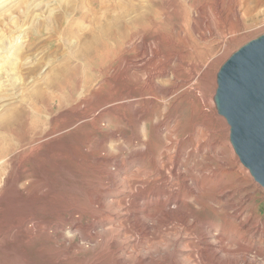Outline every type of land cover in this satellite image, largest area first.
<instances>
[{"label": "bare ground", "instance_id": "6f19581e", "mask_svg": "<svg viewBox=\"0 0 264 264\" xmlns=\"http://www.w3.org/2000/svg\"><path fill=\"white\" fill-rule=\"evenodd\" d=\"M88 1L89 12L77 9L80 18H89L92 23L89 38L75 52L83 62L62 60L52 67L42 91L36 88L28 93L31 110L15 106L0 115V169L4 171V166L10 165L9 174L0 176V202L7 200L17 216L10 233L18 237L20 249L10 263L4 264H264L263 245L255 242L264 240V224L260 219H250L252 215L246 212L254 196L244 189L237 193L244 180L257 186L229 149L226 125L214 112L213 96L210 99L206 90L209 64L204 62L205 57L195 60L212 30L199 32L192 22L198 38L192 37V43L185 44L186 54L169 51L162 61L153 45L157 36L152 34L158 30L156 19L164 14L161 0H127L124 5L114 2L113 11L103 0ZM214 2L215 12L225 11L223 0ZM93 4L104 9L100 15L91 9ZM228 9L237 22L244 24L264 19V0H230ZM139 29L148 34L139 36ZM124 44V85L118 96L99 99L97 107L87 110V95L104 84H97V79L94 82L91 77L95 70L100 75L105 73L95 67L93 59L97 55L109 56L114 47ZM134 44H138L137 48ZM175 66L186 71L185 75ZM45 89L49 92L45 93ZM189 93L191 109L185 113L173 109L174 102ZM59 95L76 100L74 119L67 128L79 122L95 130L85 142L82 137L78 150L70 148L66 154H59L60 159H68L67 172L73 173L76 166L84 163L86 168L48 183L39 180L34 185L33 179L21 183L19 172H25L26 163L34 154H42L46 143L56 135L53 125L44 119L42 108L47 109L49 103L60 99ZM120 106L126 112H118ZM213 118L225 132L222 139L209 128L207 121ZM223 147L228 149V157L216 160L212 154L221 155ZM124 149L127 153L122 156L120 151ZM97 169L102 176H95ZM229 173L242 176L235 178L236 182L225 180ZM177 181L182 183L181 189L174 188ZM49 187L57 192H49ZM14 193L21 195L18 200H12ZM152 202L162 207L149 210L147 206ZM24 204L31 211L21 210ZM151 212L163 222V243L155 244L147 238L153 224L138 223ZM78 214L87 221L76 222L74 216ZM54 216L58 217L55 226H47L44 231L52 229L57 239L44 236L45 249L31 257L24 254L21 249L31 231L29 224L50 226ZM129 219L137 222L128 227ZM99 228L100 232L114 235L99 239Z\"/></svg>", "mask_w": 264, "mask_h": 264}, {"label": "rangeland", "instance_id": "374dc122", "mask_svg": "<svg viewBox=\"0 0 264 264\" xmlns=\"http://www.w3.org/2000/svg\"><path fill=\"white\" fill-rule=\"evenodd\" d=\"M125 1L127 0H103V2H105L109 6L108 8L111 11L114 10V7L112 6L114 2H119L118 4L122 3L121 5H124ZM160 3H162V5H164L165 7V10L163 12L164 14L160 18L156 19L158 30L152 33L153 36H157V40L153 42V45H155L154 47H156L160 52V56H158L160 60L163 61L165 59V54L169 51L174 54L177 52H182L184 55L186 54L185 44L190 43L192 37L198 38V33H196L193 29L192 22L199 32L204 31L203 29L205 28H210L212 30V37H208L207 44H204V47L201 49L200 55L198 57H195V60L198 61L205 57L204 62H207L209 64L210 68L207 69V76L208 80H210L208 81L209 84H206V90L207 88L209 89L207 90V92L210 93L211 99V97L214 96L215 93L216 73L220 65L239 46H241L243 43L253 38L254 36L264 32V19L254 24H244L241 20L237 22V19L232 17L230 12L228 11L230 0H223L222 5L225 11L221 12L220 14L218 12H215L216 6L214 4V0H161ZM89 6L90 2L88 0H0V115L6 109L15 106L23 107L28 111L31 110V103L28 93L36 88L37 91L39 89L42 91L43 82L50 76L52 67H56L58 63L60 64V62H62V60L64 61V59L68 58L71 64H81L83 62V60L76 57L75 52L78 51L81 43L85 41L84 39L87 40L89 38V29H92V23L90 22V20L88 21L89 18H80V14L77 9L79 7L81 10L83 9V11L89 12ZM111 7L113 8L111 9ZM92 8L93 11L96 10V14L98 15H100V13L103 12L102 10H104L103 8H99L98 6L95 7V4L91 6V9ZM204 20H206V22ZM202 22L203 25L201 24ZM139 30V36L142 35V33L148 34V32H146L147 30ZM79 33H81L82 35ZM152 34H150L151 37ZM171 40H173L172 44H170ZM134 45H136L135 48H137L138 44ZM126 47L127 44H124L120 47H114L116 49L109 56L97 55L93 59L95 67L105 71V73L103 75H100V73L95 70L92 72L93 76L91 77L93 78L94 82L95 79H97V84L100 83V81L104 82V84L101 83L99 89L94 90V93L92 92L87 95V97H89L87 98V101H89H86V104L88 106L86 107L87 110L97 107L99 101L106 97H111L112 99L118 96L120 92L118 90L121 89L120 86L124 85L122 76L123 71L121 70V68L124 61V50ZM213 52H215L214 55ZM182 53L181 55H183ZM207 56L208 58H206ZM175 67L177 70H179V73L185 75L186 71L182 72L180 68L178 69V66ZM161 79L164 78L162 77ZM115 81H117V83L119 84H117ZM113 85L118 87L115 88ZM47 92L49 91L45 89V93ZM41 94L42 92H40V94H37L36 97H40ZM96 94H98L99 97ZM59 98L60 99H55L53 102L49 103L47 105V109L42 108L44 119H47V123L49 122V124L51 123L53 125V129L56 130V135L53 140L46 143L45 147L42 149L44 150L42 154H34L33 159L26 163L27 170L25 172H19V182L21 183H30V181H26L31 179H33L32 182L34 185L37 184L39 180L48 183L51 179H54L56 177L60 178V176L67 175L73 176V173H77V171L79 170L84 171L86 168V164L84 163V166L82 164L80 165V167L79 165L76 166V170H74L73 173L67 172L66 167L68 164L66 161L68 159L65 157H62L60 159L59 154H66L70 148L73 150H78L77 145L82 140V137L83 141L85 142L88 139V136H92L91 134L95 132V130L86 128L85 126H82V123L79 122H76L75 124L67 128L66 125L73 122L74 119L75 112L72 108L76 100L75 97L67 96V98H64L61 95H59ZM183 98L187 100L185 102H182L184 100ZM191 98V93L182 95L177 102H174L173 109L180 112L182 111L183 113L189 111L191 109V105L188 103V99ZM180 100L181 103L179 102ZM38 101V105H40L41 101ZM213 102L214 100L211 99L214 112L216 113V115L222 117L226 125V138L229 149L233 153L234 157H236L242 168L246 171L250 180L257 186L255 188L249 182H246L244 180L243 186L241 187L240 185L238 187L237 193L248 190V192H250V196H254L253 202L248 204L249 206L247 205L248 207L246 212L249 213L250 216L252 215L250 219H260V222L263 225L264 188L253 179L248 169L240 162L238 156L234 152L229 140V125L227 124L225 118L222 115L218 114L216 107H214L215 103ZM117 111L120 113L126 112V109L124 106H120L118 107ZM207 123L209 125V128H212L213 133L217 137L222 139L225 135L223 133L225 132L222 128L219 129V126H217L218 124L215 119L213 118L209 122L207 121ZM45 126L46 125L41 126V128H44ZM112 128L115 129L114 126H112ZM44 141L45 140H43V142ZM126 150L127 149H124V151H120V154L122 153V156L126 155ZM221 150V155L212 154L214 155L216 160H218L220 156L228 157V149L226 147H223ZM141 165L143 167V164ZM9 166V164L8 166L6 164L3 168L4 171L0 169V176H7L9 174ZM0 167H2L1 164ZM20 167L21 169H23L25 165L22 166L21 162ZM94 173L95 176H102L101 170H94ZM238 176L242 175L229 173L226 175L225 180L232 179L233 182H236V179L239 178ZM241 181L242 180H240V182ZM181 185L182 183L180 181H177L174 188L181 189ZM47 190L49 192H57H55V190L51 187L47 188ZM237 193L235 196H237ZM13 195L15 196L12 198V200L15 198L18 200V198H20L21 196L18 193H14ZM8 205L9 202L7 200H3L0 202V239L1 237L5 238L1 239L0 241V264H4V262L10 263V261L16 257L18 252H20V249L17 246L18 237L16 236V238L13 236V233H10L14 231L13 226L16 223L13 218L16 219L17 216L16 214H13L14 212ZM161 207L162 204H154L153 202L149 206H147V208L152 211L154 209L159 210ZM20 209L23 211H31V209H29L25 204L22 205ZM91 209L95 208L92 207ZM56 217L54 216L52 219H50V226L41 224H38V226L37 223H35V225L29 224L31 231L25 238V242L22 246V248L25 246L24 249H21L24 254H27L29 257H31L39 254L41 248L45 249L47 245L42 244L44 236L52 240L57 239V235L52 232V229H49L48 232L44 231L47 226L48 228H51V226H55L54 220L57 221L58 219V217ZM75 217L76 219H78L76 222L81 223L87 221L84 217H80V214L75 215L74 218ZM150 218L154 221H149ZM144 221L149 222L150 225L153 224L151 226V234L147 238L154 243L158 241V243H163L164 238L162 235H164V227L162 220L157 219V216L153 214V212H151L141 218V221H138V223H143ZM136 222L137 221H134V219H129L128 227H131ZM124 228L125 226L121 227L120 230H123ZM84 229L82 230L84 231ZM100 230V228L97 229V232L99 231L100 235L99 239L105 238V236L114 235L110 231L100 232ZM49 234L53 237H51ZM96 238L98 239V237ZM255 242H261V244L263 245L261 246L264 248V240Z\"/></svg>", "mask_w": 264, "mask_h": 264}, {"label": "water", "instance_id": "95a60500", "mask_svg": "<svg viewBox=\"0 0 264 264\" xmlns=\"http://www.w3.org/2000/svg\"><path fill=\"white\" fill-rule=\"evenodd\" d=\"M213 100L229 125L234 152L264 188V32L220 65Z\"/></svg>", "mask_w": 264, "mask_h": 264}]
</instances>
